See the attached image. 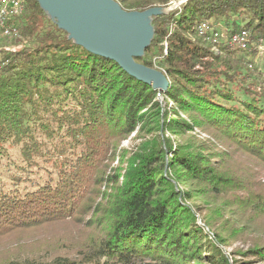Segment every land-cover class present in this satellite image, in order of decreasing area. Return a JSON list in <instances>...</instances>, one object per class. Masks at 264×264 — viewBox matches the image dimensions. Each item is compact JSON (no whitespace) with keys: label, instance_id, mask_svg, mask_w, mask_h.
Instances as JSON below:
<instances>
[{"label":"trees","instance_id":"obj_1","mask_svg":"<svg viewBox=\"0 0 264 264\" xmlns=\"http://www.w3.org/2000/svg\"><path fill=\"white\" fill-rule=\"evenodd\" d=\"M116 1L144 11L174 0ZM24 5L11 21L24 46L0 58V240L69 221L86 230L75 257L43 250L0 264H247L225 250L227 229L256 230L239 254L264 264V71L249 68L253 51L220 43L217 53L198 34L214 21L264 41V0H185L153 18L136 60L166 74L165 106L152 85L68 39L37 0ZM139 126L151 138L120 149ZM196 199L215 204L208 229Z\"/></svg>","mask_w":264,"mask_h":264},{"label":"water","instance_id":"obj_2","mask_svg":"<svg viewBox=\"0 0 264 264\" xmlns=\"http://www.w3.org/2000/svg\"><path fill=\"white\" fill-rule=\"evenodd\" d=\"M68 39L91 53L117 62L139 81L166 91V74L136 59L145 55L155 37L153 18L169 9L125 10L116 0H37Z\"/></svg>","mask_w":264,"mask_h":264},{"label":"rangeland","instance_id":"obj_3","mask_svg":"<svg viewBox=\"0 0 264 264\" xmlns=\"http://www.w3.org/2000/svg\"><path fill=\"white\" fill-rule=\"evenodd\" d=\"M183 1L185 2V0H174L172 3L170 2L169 6L166 8L169 9V12L174 11L176 9H180L184 4ZM219 26L224 28L225 33H229V29H227L228 28L227 26H225L222 23H220ZM250 41H251L250 44L251 46L249 48V51H253L255 55L253 62L249 63V68L251 69L252 72H254L256 68H258L260 72L264 71V41L257 43L253 41L251 37H250ZM23 46L24 45L22 43H16L15 38L1 37L0 58L4 56L5 52L8 51L14 52L16 50L23 48ZM232 49H236V48H232ZM238 50L241 49L238 48ZM217 53H220V51ZM261 73H263L264 75V72ZM161 92L159 94L158 100H160L163 106H165L166 104L165 101H169V100L167 98L164 99ZM169 104L170 106H172L173 102L170 101ZM140 127L141 126L134 129L127 138L122 140L120 144V149H128L131 151L135 150L143 139L151 138L152 135L146 131H140ZM189 135H193L202 140L210 139L214 144L219 146L218 140L213 136H210L209 134L205 133L203 130L196 129L194 130V132H192ZM227 150L228 152L222 151L220 152V154H223L225 157L228 156V158H230L231 161L235 159L239 160V157L235 154V150L233 148H227ZM12 152L13 154H15L16 149H12ZM119 161H120L119 158H116V160L113 163V166L118 165ZM260 172L261 173H259V178H261V182L264 184V170L263 171L261 170ZM207 201L210 200H204V199L193 200V203H197V206L199 208L197 209L199 210V213L197 214L199 217L198 223L199 225L204 226L206 229H208L205 226V217L206 215H208L207 210L215 205V204H207ZM229 217L230 215L229 216L227 215L226 219H229ZM76 224L77 225L71 223V221L61 222L58 224L55 223L53 225L40 229L38 230V232L33 233L31 235L24 234L19 237L5 238L0 240V258H2L1 260H3V261L0 260L1 261L0 263H3L7 259H10L12 254L15 256L21 254V257L26 258L29 255H36V256L41 255L40 253L43 250L49 251V254L51 256L56 254H64L75 257L77 255L76 250L78 249L79 244L81 243L80 239L83 236V235L79 236L76 230L78 229V227H81L83 229V232L84 230H86L83 227V224L81 223H76ZM238 227L241 226L237 225L234 228H238ZM225 233L228 235L229 243L228 246L227 247L224 246V248L229 255L231 253L234 254L233 256L230 255L231 258L244 259V260L246 259L248 261L247 264H262L259 260H253L254 259L253 256L246 257V255L239 254L240 251H246L252 248L256 240L259 239L258 232L256 230H254L253 232H249L247 234H242L240 232H234V230L232 229H227ZM18 238L21 243L17 246H12L13 242L18 241ZM60 243H64L66 246H61Z\"/></svg>","mask_w":264,"mask_h":264},{"label":"built area","instance_id":"obj_4","mask_svg":"<svg viewBox=\"0 0 264 264\" xmlns=\"http://www.w3.org/2000/svg\"><path fill=\"white\" fill-rule=\"evenodd\" d=\"M23 13L22 0H0V38L20 37V29L16 22L15 27H7L5 23V16L15 15V19H18L23 15ZM209 25L219 26L220 24H216L214 21H207L204 23L203 28L208 31ZM215 35H217V40H221L223 43H232V45L246 46L248 49L251 46L250 34L248 30H242L236 33H224V28L219 26V33ZM3 64L4 63L0 62V69L2 68Z\"/></svg>","mask_w":264,"mask_h":264},{"label":"bare ground","instance_id":"obj_5","mask_svg":"<svg viewBox=\"0 0 264 264\" xmlns=\"http://www.w3.org/2000/svg\"><path fill=\"white\" fill-rule=\"evenodd\" d=\"M12 1H19V0H12ZM22 8L24 11L25 10L24 0H22ZM13 19H15V15L5 16V23H6L7 27H15V22H11ZM206 22L207 21H204L199 25L198 34L200 36H207L210 40H212L215 43L213 50H215L217 52L218 51V44L223 43V41L217 40V35H215V34L219 33V29L215 25H209L208 31H206V29L203 28V25ZM229 44L232 45V43H229ZM232 46L239 48V49H243V50L248 49V48H246V46H240V45H232Z\"/></svg>","mask_w":264,"mask_h":264}]
</instances>
